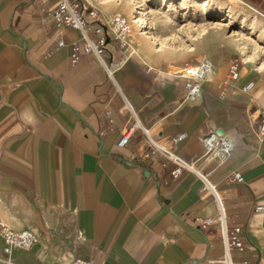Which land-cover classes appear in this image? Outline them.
<instances>
[{
    "label": "crops",
    "instance_id": "obj_1",
    "mask_svg": "<svg viewBox=\"0 0 264 264\" xmlns=\"http://www.w3.org/2000/svg\"><path fill=\"white\" fill-rule=\"evenodd\" d=\"M53 5L0 0V221L37 236L8 255L0 238V264H222L216 227L196 220L216 211L212 193L195 172L173 178V164L150 153L141 127L214 185L227 227H240L244 249L231 257L264 264V138L256 128L264 78L240 73L221 94L230 60L207 58L212 75L199 98L182 102L183 83L166 76L169 65L148 64L139 50L150 44L132 35L130 57L106 32L102 59L112 76L92 53L71 63L80 32L54 26L46 18ZM96 12L105 26L106 13ZM210 130L233 142L223 161L205 154L200 137Z\"/></svg>",
    "mask_w": 264,
    "mask_h": 264
},
{
    "label": "rangeland",
    "instance_id": "obj_2",
    "mask_svg": "<svg viewBox=\"0 0 264 264\" xmlns=\"http://www.w3.org/2000/svg\"><path fill=\"white\" fill-rule=\"evenodd\" d=\"M79 1L81 8L106 13L107 21L114 13L126 17L128 39L132 35L134 41L143 39L150 44L146 54L139 50L150 65L161 63L176 71L179 67L174 70L172 66L207 58L235 60L240 73L264 78V0ZM132 16L139 20L131 22Z\"/></svg>",
    "mask_w": 264,
    "mask_h": 264
},
{
    "label": "built area",
    "instance_id": "obj_3",
    "mask_svg": "<svg viewBox=\"0 0 264 264\" xmlns=\"http://www.w3.org/2000/svg\"><path fill=\"white\" fill-rule=\"evenodd\" d=\"M97 12L91 7L84 11L80 7L79 0H54L53 7L47 11L46 18L59 28H72L80 32V41L72 43V53L69 57L71 63L76 62L82 55L92 53L97 57L102 66L106 69L108 76H112V70L102 59L104 45L106 43V32L115 40L118 47L123 50L126 55L131 53V45L128 39L130 33L129 23L120 13H114L108 19L106 25H102L95 21ZM90 20V22L88 21ZM63 44V39L57 37L55 46L59 47ZM151 68L148 67V70ZM157 72H159L157 70ZM240 74L239 63L235 60L230 61L227 67L225 80L220 83L218 88L220 93H225L233 83L238 80ZM212 75V64L207 59H202L196 63H184L176 71H167L166 76L174 77L183 83L184 91L180 97L182 102H192L200 96V84L203 80ZM253 85L252 81H248L242 86L243 91H248ZM106 116L109 112H105ZM137 124L126 127L117 140L118 146H124L128 143L130 136L134 132ZM257 132L261 138H264V108L261 109L257 118ZM146 138L150 153H159L167 161L173 164L170 175L173 178L178 177L183 171H192L199 175L202 180V191L208 190L212 193L216 203V211L205 218L196 219L199 227L215 226L217 234L223 245L222 264H255L249 260H234L231 257V249L243 250L244 245L240 235V227L234 226L228 228L226 224V214L221 198L214 189L206 174H202L194 167V163L181 159L176 153L166 148L164 145L157 143L149 134L147 129L141 127ZM175 138L171 141L174 142ZM200 141L204 147L205 154L210 157H216L219 161L225 160L232 148L233 142L228 137L222 135V131H208L200 137ZM236 180L240 181V177L235 175ZM256 210H262V206H256ZM0 238L2 241V251L9 254L14 249H29L37 242V236L31 229L13 230L0 221ZM7 260V259H5ZM71 264H100L82 257H75Z\"/></svg>",
    "mask_w": 264,
    "mask_h": 264
},
{
    "label": "bare ground",
    "instance_id": "obj_4",
    "mask_svg": "<svg viewBox=\"0 0 264 264\" xmlns=\"http://www.w3.org/2000/svg\"><path fill=\"white\" fill-rule=\"evenodd\" d=\"M135 13L138 14V13H141V12H139V11H138V12L135 11ZM134 17H135V16H132V20H131V22H133V23H134V22H137V21L139 20V18H134ZM142 27H146V25H143ZM127 55H128V54H127ZM127 55H126V56H127Z\"/></svg>",
    "mask_w": 264,
    "mask_h": 264
}]
</instances>
